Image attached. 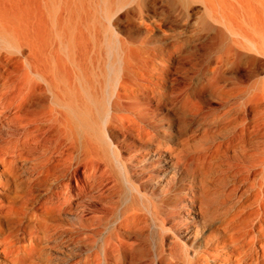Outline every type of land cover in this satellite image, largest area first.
Returning <instances> with one entry per match:
<instances>
[{
  "label": "bare ground",
  "instance_id": "1",
  "mask_svg": "<svg viewBox=\"0 0 264 264\" xmlns=\"http://www.w3.org/2000/svg\"><path fill=\"white\" fill-rule=\"evenodd\" d=\"M0 264H264V0H0Z\"/></svg>",
  "mask_w": 264,
  "mask_h": 264
}]
</instances>
